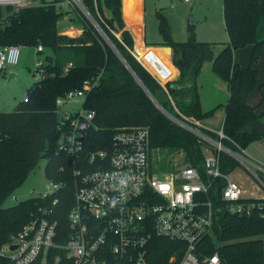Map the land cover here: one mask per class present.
I'll use <instances>...</instances> for the list:
<instances>
[{
    "label": "trees",
    "instance_id": "1",
    "mask_svg": "<svg viewBox=\"0 0 264 264\" xmlns=\"http://www.w3.org/2000/svg\"><path fill=\"white\" fill-rule=\"evenodd\" d=\"M61 1L54 0L50 4L43 1L41 5L25 7L10 14L0 27V48L41 45L43 51L38 55L51 52L43 58L44 76L28 90V102L22 101L10 113H0V134L3 138L0 143V249L42 208L52 210L53 219L59 224L58 231L63 237L57 241L64 243L68 238L69 212L74 205V171L78 166L72 156L59 148L62 132L57 100L73 90L82 89L87 81L98 82L87 93L83 104L86 111L95 113L94 127L86 140L87 153L110 149L116 130L128 127L146 128L150 134L151 151L166 153L159 167L161 171L174 172L176 159H180L182 165L193 167H198L205 159L208 146L205 141L170 121L137 82L134 74L162 106L175 113L160 84V80H164L162 71L155 70L140 57L144 65L159 77L157 79L128 50H133L134 41L131 34L123 29L122 0L82 2L134 74L90 22H86L85 32L78 37L60 35L58 22L63 11L56 4ZM129 1L127 16L133 19L136 4L133 0ZM103 6L111 13L110 18L106 17ZM223 13L229 41L216 56L212 43L198 41L192 28L188 41H175L168 19L161 12L157 13L163 44L172 49L173 63L180 72L179 78L166 82L165 87L182 114L202 122L213 111L204 113L202 110L196 75L205 61H213L215 72L227 82L230 92L224 106L221 130L245 149L264 138V110L259 113L258 106L248 101L259 86L260 70L253 63L264 46V0H224ZM3 14L5 11L0 9V16ZM116 23L122 28V33ZM115 33H120V39ZM247 45H254V51L249 67H243L236 53ZM65 55L73 56L80 63L63 61ZM179 60L182 65H179ZM69 63L73 67L65 73ZM185 81L188 85L182 86ZM188 86L190 89L186 90ZM225 143L229 144L228 141ZM43 159L47 160L46 175L49 180L63 187L46 198L33 196L7 207L8 198L23 186ZM223 160L224 171L236 169L234 161L227 157ZM185 249L183 243L155 239L151 244L149 264H178ZM216 252L223 264H264V211L249 217L220 214L213 234L201 242L202 254L199 255L202 258ZM0 264H8V261L0 257Z\"/></svg>",
    "mask_w": 264,
    "mask_h": 264
},
{
    "label": "built area",
    "instance_id": "2",
    "mask_svg": "<svg viewBox=\"0 0 264 264\" xmlns=\"http://www.w3.org/2000/svg\"><path fill=\"white\" fill-rule=\"evenodd\" d=\"M36 2L0 0V9H5L0 27L10 14L36 6ZM183 2L192 4L194 0ZM7 6L13 10L6 12ZM56 6L61 10L76 6L90 19L82 0H63ZM101 31L102 28L98 29L103 36ZM21 50L17 45L0 48V72L20 63ZM42 51L43 47L38 46L37 53ZM132 54L147 69L140 56L133 51ZM44 64V59L37 61L40 78L44 76ZM72 67L69 63L65 73ZM159 70L164 80L171 76L163 68ZM97 83L87 81L82 89L57 100L62 132L59 148L72 156L78 166L74 171V205L69 212L68 238L64 243L57 241L63 237L59 224L53 219L52 210L42 208L12 236L0 257L8 264H149L151 244L155 239H163L186 246L178 264H223L218 252L201 258V242L213 234L220 214L249 217L264 211V163L249 156L223 130L205 128L200 121L182 114L162 83L176 114L161 104L156 107L170 121L205 141L208 146L201 165L179 167L170 173L154 169L146 128H120L110 149L87 153L86 140L94 127L95 113L86 111L83 104ZM23 101L28 102V96ZM75 102H81L79 110H62ZM2 140L0 134V143ZM223 157L234 161L236 169L224 171ZM242 168L251 175L258 195L247 196L246 190L233 179V174ZM51 183L53 191L42 197L63 187L54 180Z\"/></svg>",
    "mask_w": 264,
    "mask_h": 264
},
{
    "label": "rangeland",
    "instance_id": "3",
    "mask_svg": "<svg viewBox=\"0 0 264 264\" xmlns=\"http://www.w3.org/2000/svg\"><path fill=\"white\" fill-rule=\"evenodd\" d=\"M43 1L52 3L54 0H37L35 5H39ZM223 8L224 0H194L190 5L184 4L182 0H144V7L139 6L133 19L123 18V29L131 34L134 41L133 50L140 57L147 60L146 62L150 66H153L154 69H167L171 72L172 76L178 79L179 77L176 75V71L171 63L169 47L163 44V37L158 30L156 10H162V12H165V15L167 14V16L170 17L171 24L175 29L173 33L175 41H188L190 38V28H192L196 33L198 41L212 43L214 55L216 56L221 50V43L229 41ZM103 10L106 17L110 18L111 13L105 6H103ZM3 11H5V9H3ZM62 11L63 16L58 22V31L60 35L78 37L85 32L86 22H90L97 31L101 28L91 14L89 19V16L87 17L86 14L76 6L64 7ZM125 24L129 28L128 30L125 28ZM144 24L146 33L144 32ZM116 27L119 29L120 33L123 32L118 23H116ZM102 34L105 38H103L104 42L110 48V45L114 46L119 52L108 35L105 32ZM128 50L130 53L133 51L131 49ZM21 51L22 56L20 64L23 68H8L0 72V113H10L22 103L28 94V90L36 80L40 79V75L38 71H36L37 61L51 54L50 51H46L38 55L37 47L22 48ZM253 51L254 45H247L237 51L236 58L243 67H249L251 64ZM119 55L122 57V60L125 61L129 70L134 74V71L120 52ZM70 60H75L80 63V60L75 59L71 55L63 56V61L66 62ZM155 65L158 66V68H156ZM253 66L260 70V79L259 86L249 96L248 101L251 105L258 106L257 110L261 113L264 110V46L259 52L258 59L253 63ZM11 73H14V75H11ZM134 76L139 85L146 91L154 105L158 107V104H160L158 99L150 93L135 74ZM187 85L188 81H185L182 86ZM196 85L203 112L207 113L213 111V114L205 118L202 122L216 129L222 128L225 117L224 106L229 100L230 92L227 82L215 72L213 61L207 60L202 64L199 73L196 75ZM185 89L189 90L190 87L188 86ZM185 98H188L187 95H185ZM80 108L81 102H75L65 105L62 110H79ZM245 151L253 159L264 163V138L249 144L245 148ZM206 154L209 153L206 152ZM165 155L166 153L161 151L154 150L152 152L154 169L161 166L162 160L165 159ZM179 160L176 159V161H174L177 168L186 166L182 165ZM46 165L47 160H41L39 168L26 179L22 187L8 198L5 204L7 207L16 205L21 201L29 199V197L42 196L49 191H53L51 180H49L46 175ZM233 179L240 183L243 189L246 190L245 193L247 196L259 194L258 190L252 187L250 181L251 175L247 170L242 168L237 173L233 174ZM251 192H253V194H251ZM6 245L7 242L1 247L0 252L4 250Z\"/></svg>",
    "mask_w": 264,
    "mask_h": 264
},
{
    "label": "crops",
    "instance_id": "4",
    "mask_svg": "<svg viewBox=\"0 0 264 264\" xmlns=\"http://www.w3.org/2000/svg\"><path fill=\"white\" fill-rule=\"evenodd\" d=\"M128 1V2H127ZM122 0V18H129L130 19V17L129 16H127V5L130 3V1L129 0ZM134 1V3L136 4V9H133V14H134V16H135V14H136V11L138 10V8H139V6H143L144 7V0H133ZM182 2H183V0H182ZM184 4H186L185 2H183ZM190 5V4H189ZM173 9V8H172ZM171 9V10H172ZM158 12H161L162 14H164L165 12H162V10H156V17H157V13ZM165 15V14H164ZM167 16V14L165 15V17ZM169 16H170V14H169ZM167 19H168V21H169V23H170V25H171V28H172V35H173V33L175 32V29H174V27L172 26V24H171V19H170V17H166ZM157 19V18H156ZM157 22H158V19H157ZM158 25V24H157ZM125 28L128 30L129 28L126 26V24H125ZM145 30H146V28H145V24H144V32H145ZM146 33V32H145ZM119 37H120V34H117ZM145 38V37H144ZM174 39V38H173ZM178 42V41H177ZM228 42V41H227ZM227 42H223V43H221L222 44V47H221V50L223 49V47H224V45L227 43ZM139 43H141V42H139ZM220 50V49H219ZM221 50H220V52H221ZM133 52L134 53H136L134 50H133ZM170 52V51H169ZM219 52V53H220ZM218 53V54H219ZM137 54V53H136ZM21 56H22V52H21ZM170 59H171V63H172V65H173V67H174V69H175V71H176V75L179 77L180 76V72H179V69L174 65V63H173V56H172V51L170 52ZM147 61V60H146ZM21 62V61H20ZM156 66V65H155ZM16 68L17 67H19V68H23L22 66H21V64L19 63L17 66H15ZM15 67H10V68H15ZM147 67V66H146ZM153 67V66H152ZM156 68H158V66H156ZM148 69V68H147ZM164 69V68H163ZM155 70H157V69H155ZM165 71L164 72H167V73H169L171 76L167 79V80H169V81H173V80H177L176 78H175V76H172V74H171V72H169L167 69H164ZM148 71H150L149 69H148ZM151 72V71H150ZM152 73V72H151ZM154 76H155V74L154 73H152ZM11 75H14V73H11ZM156 77V76H155ZM157 78V77H156ZM158 79V78H157ZM167 80H163V81H161L160 80V83H162V84H165L166 82H168ZM202 124H203V126L205 127V128H208V129H211V130H221L222 128H220V129H216V128H214V127H211V126H208V125H206V124H204L203 122H201Z\"/></svg>",
    "mask_w": 264,
    "mask_h": 264
},
{
    "label": "water",
    "instance_id": "5",
    "mask_svg": "<svg viewBox=\"0 0 264 264\" xmlns=\"http://www.w3.org/2000/svg\"><path fill=\"white\" fill-rule=\"evenodd\" d=\"M33 1H36V0H33ZM12 10H13V7L12 6H7L6 7V12H11ZM102 38H103V36H102ZM110 46L113 49V51L118 55V57L122 60V57H120L119 52L116 50V48H114V46H112V45H110ZM168 49H169L170 52L172 51L171 48H168ZM122 62L125 63V61H123V60H122ZM178 63H179V65H182V62L180 60L178 61ZM125 65L127 66L126 63H125Z\"/></svg>",
    "mask_w": 264,
    "mask_h": 264
}]
</instances>
